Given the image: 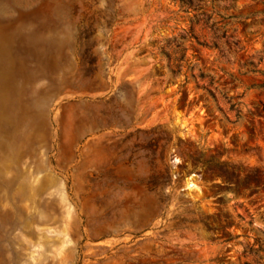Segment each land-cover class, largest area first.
<instances>
[{
    "label": "rangeland",
    "instance_id": "rangeland-1",
    "mask_svg": "<svg viewBox=\"0 0 264 264\" xmlns=\"http://www.w3.org/2000/svg\"><path fill=\"white\" fill-rule=\"evenodd\" d=\"M0 264H264V0H0Z\"/></svg>",
    "mask_w": 264,
    "mask_h": 264
}]
</instances>
